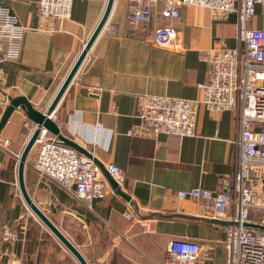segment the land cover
Segmentation results:
<instances>
[{"label":"crops","instance_id":"crops-1","mask_svg":"<svg viewBox=\"0 0 264 264\" xmlns=\"http://www.w3.org/2000/svg\"><path fill=\"white\" fill-rule=\"evenodd\" d=\"M107 1L73 0L70 17L60 21L41 17L37 0H0V19L12 15L28 27L18 54L0 63L1 88L7 94L2 111L9 97L19 95L39 110L47 108ZM161 1L152 7L150 21L136 27L125 22L128 0L112 1L106 22L118 25L120 33L99 32L52 116L62 133L102 166L110 162L123 170L121 189L129 198L116 194L103 173L108 193L87 205L55 182L38 178L33 168L37 146L26 159L29 195L86 262L163 264L167 241L183 237L201 245L203 264L224 261V224L211 220L200 203L172 194L192 186L218 192L224 180L232 183L234 113L211 112L199 105L193 135L151 136L140 133L138 107L144 95L198 98L197 83L208 77L200 54L239 44L238 13L177 4L182 40L170 47L154 43V30L174 22L160 16ZM250 25L264 29L259 4ZM26 121L31 123L16 110L0 130V264H79L19 192L17 162L31 134ZM129 130L134 133L128 135ZM129 199L139 217L135 222L123 217ZM4 228L16 238L4 239Z\"/></svg>","mask_w":264,"mask_h":264},{"label":"built area","instance_id":"built-area-1","mask_svg":"<svg viewBox=\"0 0 264 264\" xmlns=\"http://www.w3.org/2000/svg\"><path fill=\"white\" fill-rule=\"evenodd\" d=\"M72 2L37 0V11L41 17L63 21L71 15ZM158 2L128 0L126 24L131 27L147 24L152 7ZM161 3L160 16L174 22L154 30V43L170 47L180 45L182 40L177 24L180 16L177 4L238 13L239 44L205 49L200 54V59L208 65V77L197 83L199 97L144 95L138 107V119L142 134L165 133L182 137L194 134L199 105L211 112L234 113L237 133L231 141L236 155L232 183L224 180L223 188L218 192L192 186L174 191L172 195L179 200L200 203L211 220L224 224L223 264H264V29L250 25L255 5L259 4L264 10V0H162ZM106 21L100 31L104 30L109 36L118 35L119 26ZM27 30L28 27L18 23L12 15L0 19V63L18 54L20 41ZM6 95L1 88L0 75V116ZM31 123L26 121L24 125L31 133L39 129L33 144L38 148L33 164L38 178L55 182L87 205L103 199L108 193V184L93 159ZM93 127L98 130L97 125ZM133 133L127 131L128 135ZM104 167L121 187L125 178L123 170L110 162ZM123 217L130 222L139 218L131 199L126 202ZM2 233L4 239L16 238V233L6 228ZM164 254L163 264H203L201 245L186 237L169 239Z\"/></svg>","mask_w":264,"mask_h":264},{"label":"water","instance_id":"water-1","mask_svg":"<svg viewBox=\"0 0 264 264\" xmlns=\"http://www.w3.org/2000/svg\"><path fill=\"white\" fill-rule=\"evenodd\" d=\"M113 0H108L104 13L95 27L94 31L86 41L83 49L79 53L78 57L75 59L74 63L72 64L71 68L69 69L68 73L66 74L63 82L61 83L60 87L58 88L57 92L55 93L54 97L52 98L51 102L44 110H39L36 108L32 103H30L24 96H15L8 98V104L6 105L5 109L2 111L0 116V130L10 117V115L19 110L22 112L26 118L31 121L35 126L41 127L46 129L52 135L56 136L59 140H61L67 146L75 149L77 152L84 154L87 157L93 159V161L101 168L102 172L106 175L108 181L110 182L112 188L114 189L115 193L128 199L129 196L121 189V187L114 181V179L109 175L106 171L105 167L102 166L93 156L85 150L82 146L77 144L76 142L72 141L68 137H66L58 123L52 118V113L54 112L60 98L62 97L63 93L65 92L66 88L68 87L70 81L72 80L73 76L77 72L78 68L80 67L81 63L83 62L85 55L88 49L91 47L92 43L96 39L97 35L99 34L103 24L105 23ZM39 133V129H34V131L30 134L28 140L26 141L21 154L18 158L17 162V184L19 188V192L21 197L23 198L25 204L27 205L28 209L55 235V237L66 247V249L75 257L79 264H87L86 260L77 249L76 246L72 244V242L58 229L50 219L44 214V212L36 205V203L32 200L31 196L29 195L26 184L24 181V170L26 166V159L27 156L34 144ZM252 225V224H251ZM256 226V225H254ZM262 228L261 226H257ZM264 229V227L262 228Z\"/></svg>","mask_w":264,"mask_h":264},{"label":"rangeland","instance_id":"rangeland-1","mask_svg":"<svg viewBox=\"0 0 264 264\" xmlns=\"http://www.w3.org/2000/svg\"><path fill=\"white\" fill-rule=\"evenodd\" d=\"M18 158V157H17Z\"/></svg>","mask_w":264,"mask_h":264}]
</instances>
